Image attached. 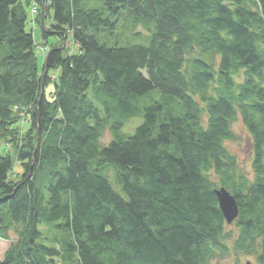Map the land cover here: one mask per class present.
I'll use <instances>...</instances> for the list:
<instances>
[{
    "label": "trees",
    "instance_id": "16d2710c",
    "mask_svg": "<svg viewBox=\"0 0 264 264\" xmlns=\"http://www.w3.org/2000/svg\"><path fill=\"white\" fill-rule=\"evenodd\" d=\"M137 27L146 44L118 36ZM238 115L251 179L226 146ZM219 187L234 249L264 264V0H0V264H208L228 251Z\"/></svg>",
    "mask_w": 264,
    "mask_h": 264
},
{
    "label": "rangeland",
    "instance_id": "374dc122",
    "mask_svg": "<svg viewBox=\"0 0 264 264\" xmlns=\"http://www.w3.org/2000/svg\"><path fill=\"white\" fill-rule=\"evenodd\" d=\"M50 14H52V11L50 10ZM45 15V14H44ZM45 17V16H44ZM52 19L48 17L46 19V26H49L50 21ZM26 30H33V38L35 41V47H34V52L36 54L37 62L39 63V66L42 65L43 57H44V52L42 51V46L44 41H42L41 38V30L39 25H34L30 22V20H27V26ZM118 36L121 38V40H129L132 43H142L146 44L147 40H145L147 32H145L141 27H137L135 32L133 33L130 30H127L126 28H119L118 29ZM48 43L50 44L53 42V36H50L47 38ZM123 43V42H122ZM125 45V44H123ZM53 69H51L50 74ZM54 84L52 82H49L45 86V94L47 96H50L52 90H53ZM157 94V93H156ZM158 96V95H157ZM142 121V116H136L130 118L127 123L123 126L122 128V133L129 134L134 131V129L139 126V124ZM231 128L234 133V138L232 140H229L226 142L227 149L235 156V159L237 160V169L241 171L243 174L247 176L248 179H251V176L253 175V170H252V144H251V138L250 134L248 132V129L245 128L241 117L239 115L237 116V119L231 124ZM111 137V134H109V131L104 133L103 141H108V139ZM109 168L108 171V177H110L111 182L113 183L112 186L115 187L116 189L119 187L118 184L115 185V176H112L111 172V167ZM15 171H19L20 168L18 164L15 165L14 167ZM121 192V190H120ZM227 235L229 233V238L225 239L224 243L226 246H228V251L224 254H222L219 258H216L214 260H211L208 264H245L246 262L250 264H257V256L254 254H248L245 253L244 251H239L234 249L233 246V241L237 237V229L236 226L233 224V222L226 224V230ZM12 239L15 238V234L11 232L9 234ZM9 241H3L0 240V258H2V254L8 247ZM56 264H59L56 262Z\"/></svg>",
    "mask_w": 264,
    "mask_h": 264
},
{
    "label": "water",
    "instance_id": "95a60500",
    "mask_svg": "<svg viewBox=\"0 0 264 264\" xmlns=\"http://www.w3.org/2000/svg\"><path fill=\"white\" fill-rule=\"evenodd\" d=\"M214 193L217 198V204L219 205V209L224 216L225 222L227 224L234 221L239 213H238V203L236 202L235 197L229 193L224 187H219L214 190ZM245 264H250L246 262Z\"/></svg>",
    "mask_w": 264,
    "mask_h": 264
},
{
    "label": "bare ground",
    "instance_id": "6f19581e",
    "mask_svg": "<svg viewBox=\"0 0 264 264\" xmlns=\"http://www.w3.org/2000/svg\"><path fill=\"white\" fill-rule=\"evenodd\" d=\"M216 190V189H215Z\"/></svg>",
    "mask_w": 264,
    "mask_h": 264
}]
</instances>
